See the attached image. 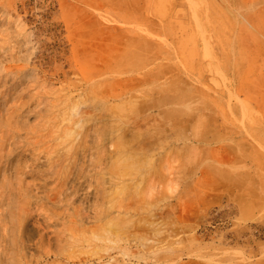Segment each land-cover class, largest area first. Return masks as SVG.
<instances>
[{
	"label": "rangeland",
	"instance_id": "rangeland-1",
	"mask_svg": "<svg viewBox=\"0 0 264 264\" xmlns=\"http://www.w3.org/2000/svg\"><path fill=\"white\" fill-rule=\"evenodd\" d=\"M0 264H264V0H0Z\"/></svg>",
	"mask_w": 264,
	"mask_h": 264
},
{
	"label": "bare ground",
	"instance_id": "bare-ground-1",
	"mask_svg": "<svg viewBox=\"0 0 264 264\" xmlns=\"http://www.w3.org/2000/svg\"><path fill=\"white\" fill-rule=\"evenodd\" d=\"M261 10V9H260Z\"/></svg>",
	"mask_w": 264,
	"mask_h": 264
}]
</instances>
